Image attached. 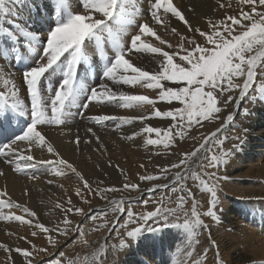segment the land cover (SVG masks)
Masks as SVG:
<instances>
[{
    "label": "snow or ice",
    "instance_id": "snow-or-ice-1",
    "mask_svg": "<svg viewBox=\"0 0 264 264\" xmlns=\"http://www.w3.org/2000/svg\"><path fill=\"white\" fill-rule=\"evenodd\" d=\"M20 2L23 4L28 0ZM78 2L82 11H73L71 0H51L47 6V16L37 14L38 26L35 29L16 25L15 30H10L0 26L5 42V48L0 51L10 50L16 54L17 62L23 61L24 56L21 53L25 49L29 53H35L31 56L32 63L22 72V82L30 96V103L26 104L18 96V88L11 74H6L3 78L5 87L0 88V158L7 164L14 165L17 173L38 168H43L53 177L65 176L69 171L74 173L81 182V186L75 188V195L84 203H88V196L97 195L100 199L108 200L107 193L139 190V185L126 182L122 189L102 188L99 185L94 188L72 163L61 156L47 137L44 126L66 127L74 115L72 109L87 110L93 101L106 102L116 103L124 108L148 110L138 117L108 115L91 117L94 123L103 125L105 121L116 120L119 128L135 119L143 123L153 117L170 118L174 122L168 129L144 125L140 132H134L132 136L125 137L126 139L131 140L135 136L146 134V145L156 147L162 145L164 148L169 147L176 136L183 139L194 124L202 126L203 121L216 118L215 114L221 111L218 107V93H228L224 100L225 105L233 102L238 104L253 88L257 70L264 73V0H237L238 13L225 15L222 19H207V30L193 26L173 0H149L147 11L150 20L137 24V31L131 35L127 45L122 42L121 37L126 33L128 26L136 23L137 16L141 14L139 0H78ZM8 3L9 0H0V15L8 13L9 9L6 7ZM33 6L29 4L30 10ZM226 6L232 7L231 0L219 4L220 8ZM173 18L181 22L188 33L198 34L203 42L201 43L196 35L181 34L175 27L170 28V33L179 38L175 47L162 39L158 35L157 26L168 31ZM105 34L114 47L111 57L106 56L101 47ZM148 38H155L160 45L166 44L169 50L153 46L147 42ZM93 42L100 47L104 61L102 76L105 81L151 89L156 93L155 97L113 91L104 81L93 87L83 82L87 78V69H81V76L78 78L79 66L89 62L87 50ZM133 54L152 55L157 60V70L150 72L135 66L132 63ZM240 80L242 83L237 82ZM236 91L238 96L232 95ZM260 94V98L264 99V87H261ZM158 101L169 104L175 101L183 107L161 111L157 107ZM226 119L232 121L234 117L229 114ZM21 120L25 127L17 133L15 128ZM222 131L223 127H220L203 136L197 147L181 153L178 162L162 168L159 176L151 174L139 176L141 181H155L161 177L167 180L172 170H176L173 181L179 186L171 188L173 193L184 192L185 181L189 178L199 181L211 195L208 211L199 210V203L193 197L191 189L187 190L186 196L177 197L174 208L167 207L164 203L165 198L161 197L159 201L153 202L156 205L153 210L141 213L126 209L123 198L109 200L114 213L127 216L123 223L118 224V215L111 222L112 227H117L118 224L119 228L124 230V235L120 238L121 248L129 247L128 240L138 242L142 237L148 239L150 235L176 228L182 230L186 236L185 246L181 250L185 257L184 264H202V261L193 260L194 245L199 243L197 237L200 231L208 227L201 217L218 219L215 211L217 185L212 183V174H208L209 178L205 179L195 169L216 168L221 163L226 164L233 151L241 147L240 144H235L232 151L217 154L214 149L220 148L223 144L218 135ZM87 132L91 133L97 143L100 142V137L92 128H88ZM152 134H155V138H152ZM236 139L240 140L239 137ZM74 142L79 145L78 135ZM85 142L91 143V140ZM21 145L26 147L22 148ZM32 147L46 150L53 158L36 159L31 154ZM120 171L123 175V170ZM0 175H3V172H0ZM32 179L39 177L33 174ZM127 179L125 176L126 181ZM47 182L52 184L54 181L50 179ZM168 187L167 183H159L149 191ZM189 202L190 208L186 207ZM144 203L147 205L149 201L145 200ZM66 204L67 206L59 202L55 204V208L62 212V220L50 228L40 222L35 211L13 201L6 190H0V220L16 221L20 225L34 229L31 231L33 237L43 233L48 243L55 246L58 242L55 239L56 235L66 236L71 231L73 222L69 218L70 215H83V209L73 205L71 196L66 198ZM5 209H19L22 214L5 212ZM100 228H109V222L106 220L97 230ZM19 238L27 239L24 236ZM83 243L87 245L88 241L84 240ZM0 249L9 254V260L11 252L15 251L22 257L23 262L33 264L32 250L19 246L10 249L4 243H0ZM32 249L46 251L43 248L36 249L35 245H32ZM100 254L94 252L91 256L83 258L77 256L69 259L67 264H99ZM218 264L224 262L218 260Z\"/></svg>",
    "mask_w": 264,
    "mask_h": 264
},
{
    "label": "bare ground",
    "instance_id": "bare-ground-1",
    "mask_svg": "<svg viewBox=\"0 0 264 264\" xmlns=\"http://www.w3.org/2000/svg\"><path fill=\"white\" fill-rule=\"evenodd\" d=\"M232 1L233 6H238L237 0ZM181 2L182 0H173V3L178 8H181ZM50 3L51 0H28L27 3L23 4L20 0H9V3L6 5L9 11L6 15H0V26L9 28L10 30H15L16 25H23L29 29H35L38 26L36 23L37 14L47 16V6ZM78 3V0H71V5L74 7L72 8L73 11L83 10ZM29 4L34 5L31 7V10ZM138 7L142 11L136 18V25L137 22L140 23L143 19H145L144 21L150 20L147 11L149 8V0H139ZM231 14H236V12L233 11ZM168 27L169 30L166 31L161 26H157L158 35L165 36V33L171 34L170 28L172 27L177 28L179 32L181 30L180 25L174 18L171 19ZM130 28H135V31L137 30V26L134 25L127 27V29ZM3 37L4 33L0 32V50L5 48ZM172 37L177 40V36L172 34ZM147 42L163 47V45L159 44V41H152L151 38H148ZM91 50L96 52V54L89 55V62L82 64L78 68V78L81 76V69H87V78L83 80L84 83H91L95 87L96 84L104 81L113 91H123L132 95H149L150 98L155 97L156 93L151 89H148V92L147 89L140 88L139 86L131 87L116 84L112 81H105V78L102 76L103 59L99 47L95 45V42ZM103 52L106 56L108 55L107 52ZM21 54L24 56V59L20 62L21 66L18 67L17 61L15 60L16 54L10 50L0 51V88L5 87L3 85L5 75L11 74V78L15 81L16 87L18 88V96L28 104L30 103V96L25 91V85L22 82V72L28 64L32 63V53L27 52L25 49ZM132 63L150 72H154L158 68L157 60L150 54H133ZM98 77H101L100 81ZM237 82L242 83V80ZM257 85L264 87V73L262 74L259 70H257V78L254 81L253 88L249 90L245 99L239 101L238 104L233 102L225 105L224 100L227 98V95L218 93V107L221 108V111L215 114L216 118L203 121L202 123L203 128L208 123L211 131L216 129L218 125L219 127H223L222 132L234 127L232 128V135H240L243 138V142L240 143L241 147L233 151V154L227 158V163H222V168L219 171H215V168L195 169L205 179L209 178L208 174H212V183L217 185V204L215 211L218 219H213L209 216L201 217L208 227L200 231L197 237L199 243L194 245L195 252L193 260L202 261V264H218V260H222L224 264H264V127L261 125L262 119L264 118V99L260 98L261 87L258 88ZM232 95L238 96V91L232 93ZM165 105V102L158 101L157 103V107L161 111H165ZM170 105L171 109L177 108V102L175 101ZM240 108V115L242 117L240 116V119L236 120L241 125L238 127L234 119ZM243 108L244 111L242 112ZM146 110L148 109H139L136 107L124 108L116 103H97L93 101L87 110L72 109V112L83 111L82 117L86 119L88 116L89 118L93 116L94 113L117 117H138ZM86 113L87 115L84 117ZM229 114H232L234 117L232 120L233 123H230L231 125H228L227 122L229 121L226 120ZM80 116L78 114L76 117ZM108 121L112 122L109 126L104 122L103 126L100 127H91L84 122L79 123L77 121L70 122L66 127L44 126L47 137L60 152L61 156L72 163L94 188L97 185L102 188H118L123 186L122 181L128 174L133 177L142 174V171L139 170V162L140 159L144 160L145 158L151 161L152 172L150 174L159 176L161 170L158 169L178 162L181 151L185 150L183 143L180 142V145L174 151V158L168 160L167 165H165L155 162L160 157L142 156L147 146L145 144L146 134L135 136L131 140L125 138L132 136L134 132H140L141 127L148 125L149 122H152L151 125L153 127H160L161 129H164L166 124L171 126L170 123L172 122L173 124V121L170 118L153 117L143 123L135 119L131 123L121 125L119 128H117L118 122L116 120ZM223 121L224 123L221 124ZM92 123L95 124L93 120ZM88 128H92L96 135L100 137L99 143L92 137L91 133L87 132ZM211 131L207 132L205 136L210 134ZM221 133H218V135H221ZM77 135L80 137L79 145L74 142ZM86 140H91V143H86ZM174 140L181 141L179 136H176ZM182 140H190V138L185 136ZM200 141L202 139L191 143L192 148L197 147ZM21 147L26 146L21 145ZM214 151L217 153V149H214ZM31 154L36 159L53 158L46 150H40L36 147L31 148ZM118 160L123 161L127 167L123 171L124 174H120L119 176L115 170V162ZM14 168V165H9L4 162L3 158H0V172H3V175H0V190H6L8 196L13 201L22 203L29 207L30 210L35 211L41 223H44L50 228L55 227L56 224L49 226V219H53L57 223L62 220V212L60 209L55 208V204L59 202L67 206L66 198L68 196H71L72 203L75 207L83 209V214L87 211L89 213L87 216L80 214L70 215L69 218L73 222L71 231L66 236L56 235L55 239L58 241V244L50 252L49 243L43 233L33 237L31 236V231L34 229L20 225L16 221L0 220V243L7 244L10 249H15V247L19 246L32 250L34 252L33 264H49L50 260L48 259L52 257H58L61 263L67 264L69 259L77 256L81 258L91 256L94 252L101 253L99 264H184L185 257L181 250L185 246L186 236L180 229H166L163 232L150 235L148 239L142 237L138 242L128 240L129 247L117 253L115 250L116 247L114 248L111 245L112 243L107 239L111 231L115 228L111 226V222L116 219L117 215L119 219L123 215L113 214L111 210L112 206L108 201L119 200L127 196V200L123 198L126 209L132 206V210L135 212L151 211L156 206L153 202L159 201L163 197V193H166V190L171 186H179L173 181V174L176 170H172V174L168 175L167 180L161 177V179L155 181H141L137 183L139 190H122L117 196H114L116 192H110L107 193L108 200L100 199L97 195H91L88 196L89 202L84 203L75 195V188L81 186V182L74 173L69 171L65 176L53 177L43 168L25 170V172L20 173H17ZM193 168H195V164ZM244 170L248 175H242ZM33 174L38 176L39 179H32ZM243 176H250L251 179L239 178ZM50 179L54 181L52 184L47 182ZM159 183H167L169 187L149 191L150 188ZM231 183L232 186H230ZM60 185H63V187H60ZM239 186L242 189L236 192ZM188 189H191L193 197L197 200L196 192L191 183L185 185L184 192H167L166 198H170L173 201V207H176L175 201L177 197L180 195L186 196ZM25 192L27 195H25ZM156 192H158L157 195L155 194ZM159 194L161 195L158 196ZM144 198H149V203L147 205L144 204L142 208L135 207ZM197 201H200L202 205H199L201 212L208 211L211 201L210 193L208 194L206 191L205 195H200V199ZM190 206L191 202L186 207L190 208ZM105 210H111L107 213L109 214L111 212L113 214V218L109 221V228H100L97 230L98 224L95 227L91 226L89 228V223L99 221L98 218L91 217L93 212H103ZM9 211L15 212L17 215L22 214L19 209H5V212ZM84 225H87V228H84ZM77 229V236L72 238ZM91 229L94 230L90 232L89 230ZM9 233L12 234L10 235ZM21 236L27 239H20L19 237ZM70 239L71 241L73 240L70 247L63 248L65 244H69L68 241ZM84 240L88 241L87 245L83 243ZM28 241H31V243H28ZM32 245H35L36 249L43 248L46 251H35L32 249ZM59 251L62 254H57ZM8 257L9 254L5 250L0 249V264H26V262L22 261V257L15 251L11 252V260Z\"/></svg>",
    "mask_w": 264,
    "mask_h": 264
},
{
    "label": "rangeland",
    "instance_id": "rangeland-1",
    "mask_svg": "<svg viewBox=\"0 0 264 264\" xmlns=\"http://www.w3.org/2000/svg\"><path fill=\"white\" fill-rule=\"evenodd\" d=\"M221 2H225L226 3V0H182V2H181V11H183V13H184V15H185V17L190 21V23L193 25V26H198V27H200L202 30H207V19H209V18H211V19H222L225 15H229V14H231L233 11H235L236 13H238V11H239V8H238V6H233V1L231 0V3H232V7L231 8H229V7H225V8H220L219 7V4L221 3ZM79 4V6H80V3H78ZM71 8H74V7H72V5H71ZM245 10H247L246 8H245ZM144 20L145 19H143V20H141L140 21V23H143L144 22ZM143 21V22H142ZM140 23H138L137 22V24H140ZM177 23L180 25V33L181 34H183V35H188V36H191V35H196V38L202 43L203 41H202V39L199 37V35L198 34H195V33H188L187 32V30H186V28H185V26L181 23V22H179L178 20H177ZM132 25H134V26H137L136 25V23H134V24H132ZM114 29H115V26H114ZM133 29V30H132ZM130 28V29H127V31H126V33L121 37V40H122V42L123 43H128L129 41H127L128 39L130 40V37H131V35L133 34V33H135L136 31L134 30L135 28ZM130 30H132V31H130ZM131 33V34H130ZM128 36H130V37H128ZM124 37V38H123ZM126 37H128V38H126ZM125 38H126V40H125ZM161 38L162 39H165V40H167L169 43H171L174 47L177 45V43H178V37H177V40H175V38H173L172 37V34H169V33H165V36H161ZM152 39V41H155V38H151ZM127 43H126V45H127ZM153 45H156V46H159L158 44H153ZM92 47L91 48H93V46H94V42H93V44L91 45ZM102 49L103 50H105V52H107L108 53V57H111L112 55H113V53H114V47H113V45H112V41L111 40H109L108 38H107V35L105 34V39H104V42H103V44H102ZM91 48L89 47V49H88V55H93V54H96V52H93L92 50H91ZM163 48L165 49V50H169L168 48H167V45L165 44V45H163ZM111 49V50H110ZM99 50H100V47H99ZM110 53V54H109ZM33 54L34 53H32V56H33ZM17 65H18V67H20L21 66V63L20 62H17ZM263 74V73H262ZM99 78V81L101 80V77H98ZM89 84H91V83H89ZM92 86H93V84H91ZM96 86H97V84H96ZM257 87L258 88H260V87H263L262 85H257ZM147 91H148V89H147ZM149 92V91H148ZM223 95H228V93H223ZM166 103V105H165V110H171V108H170V104L169 103H167V102H165ZM178 107H183L181 104H179V102H177V108ZM172 109H174V108H172ZM163 110V109H162ZM240 111H241V108L239 109V111H238V114H237V116L235 117V119H234V122L238 125V127H240L241 125L240 124H238L237 122H236V120H239L240 119V116L242 117V115H240ZM244 111V108H243V110H242V112ZM83 111H76V112H73L74 113V115H73V117L71 118V123L73 122V121H77V122H79V123H85L86 125H90L91 127H100V126H103V125H101V124H97V123H95V124H93L92 123V119H90L91 117H95V116H99L100 114H96V113H94L93 114V116H90V118H89V116H88V118H86V119H83V117H82V115L80 114V113H82ZM78 114H79V116L81 117H76V116H78ZM87 115V113L84 115V117ZM102 115H105V114H102ZM76 117V118H75ZM220 121H221V119H219ZM227 120V119H226ZM106 122V125L107 126H109L112 122H109V121H105ZM174 123V122H173ZM224 123V121L221 123V124H223ZM233 123V121H229V122H227V124L228 125H231V124ZM152 124V122H149L148 123V125H150V126H153V125H151ZM219 124V123H218ZM170 125L172 126V122L170 123ZM213 125V124H212ZM261 125L264 127V118L262 119V122H261ZM171 126H169L168 124H166L165 126H164V129H168V128H170ZM193 128H191L188 132H187V134L185 135L187 138H190V140H182L181 138V141H176V140H174L173 141V143L169 146V147H167V148H164L162 145L161 146H159V147H156V146H152V145H147L146 146V150L144 151V153L142 154V156H146V157H160L159 159H156V161L155 162H158V163H161V164H165V165H167V161L168 160H170V159H172V158H174V151H175V149H176V147L178 146V145H180V142H182L183 143V147H184V151H181V153H184V152H188V151H191V150H193V148H192V145H191V143H193L194 141H198L199 139H202V137L203 136H205V134L207 133V132H210L211 130H210V128L208 127V123L205 125V127L203 128L201 125H199V124H194L193 126H192ZM210 127H211V125H210ZM217 128H220L219 127V125L218 126H216ZM215 127V128H216ZM208 128V129H207ZM216 128V129H217ZM232 128H234V127H232ZM232 128H230V129H227L226 131H224V132H222L221 133V135H219L220 136V139H221V141H223V144H222V146L220 147V148H217V153L218 154H220V153H223V152H227V151H231V149H233V146L235 145V144H240V143H242L243 142V138H241L240 137V135H238V136H233L232 135V132H233V129ZM216 129H213L212 131H215ZM235 129H237V128H235ZM211 131V132H212ZM192 135H194L192 138H191V136ZM194 137H199V139H194V140H192L191 141V139H193ZM237 137H239L240 138V140H237L236 138ZM152 138H155V134H152ZM233 141H234V143H233ZM263 144V143H262ZM223 147V148H222ZM222 148V149H221ZM181 158V157H180ZM139 164H140V166L141 165H144V167H140L139 168V170H141L142 171V174L141 175H145V174H150L151 172H152V170H151V168H152V165H151V161L150 160H148V158H145L144 160H142V159H140V162H139ZM118 166V167H117ZM168 166V165H167ZM193 166H194V164H193ZM218 168V169H217ZM222 168V163L218 166V167H216L215 168V171H219L220 169ZM126 170L127 169V167H126V165H125V163L123 162V161H120V160H118V161H116L115 162V170H116V172H117V175L119 176L120 174H121V171L120 170ZM158 170H161V169H158ZM246 170V169H245ZM245 170L243 171V173H242V175H248L246 172H245ZM140 175V176H141ZM127 181L124 179L123 181H122V183L124 184V183H126V182H130V183H133V184H137V183H139V182H141V180L139 179V176H135V177H133V176H130L129 174H128V176H127ZM239 178H242V179H251V177L250 176H243V177H239ZM191 180V181H190ZM189 181H190V183H191V185H193V187H194V190H195V192H196V195H197V200H199L200 199V195H205V189L199 184V182L198 181H195V180H193V179H191V178H189L188 179V181H186L185 182V185L186 184H190L189 183ZM230 186H232V183H231V185ZM122 187L123 186H120V187H118L119 189H122ZM173 186H171L168 190H166V193L167 192H170L171 191V188H172ZM196 187V188H195ZM230 189H232V188H230ZM240 189H242V187H238L237 188V190H236V192H239L240 191ZM120 192L121 191H118V192H116V193H114V196H117L118 194H120ZM157 193L158 192H156L155 194L157 195ZM166 193H163V197L165 198L164 199V203H165V205L167 206V207H169V208H174L173 207V201H171L170 200V198H166L167 197V194ZM122 194V193H121ZM155 194H153V196H155L156 197V195ZM209 194V193H208ZM161 194H159L158 196H160ZM154 197V198H155ZM124 199L126 198V200H127V196H124L123 197ZM144 200H147V201H150V199L149 198H144L143 199V201H139V203L135 206V207H138V208H142L143 207V205L145 204L144 203ZM198 203H199V205H201V203H200V201H198ZM202 206V205H201ZM134 208V207H133ZM127 209H129V210H132V206H130V207H128ZM94 210H96V209H94ZM102 210V209H101ZM112 210V209H111ZM111 210H105V211H94L93 212V214L91 215V217H96V218H98L99 219V221H96L95 223H89L88 225H89V228L91 227V226H93V227H95V225L96 224H98V226L100 225V224H103L106 220L109 222L112 218H113V214H116V213H114L113 211V214L110 212L109 214L107 213L108 211H111ZM133 211V210H132ZM88 212V211H87ZM87 212H85L83 215H88L89 213H87ZM98 212V213H97ZM135 212V211H134ZM141 212H146V211H140V212H135V213H141ZM99 213H101V214H99ZM107 213V214H106ZM127 219V216H126V214H123L122 216H121V218L119 219V221H118V224L119 223H123L125 220ZM55 224H57V222L55 221V220H53V219H49V226H53V225H55ZM118 224H117V227H115L112 231H111V233H110V235L108 236V241L109 242H111L112 244V246L115 248V250H116V253L117 252H120L121 250H123V249H125V248H121L119 245H120V238H121V236L122 235H124V230L123 229H121V228H119V226H118ZM84 228H87V225H84ZM94 229H91V230H89L90 232H92ZM77 234H78V229L76 230V232L74 233V235H73V237L72 238H74L75 236H77ZM68 245L67 244H65L64 245V247L63 248H68V247H70V244H72L73 243V240L71 241V239L68 241ZM79 243H80V241H79ZM127 243H128V241H127ZM58 243H56L55 244V246L57 245ZM53 247L54 246H52V245H50L49 244V252L53 249ZM57 254H62L60 251L57 253ZM56 254V255H57ZM48 260H50L49 261V264H58V262H59V264H63V263H61L60 262V260L58 259V257H52V258H49ZM54 260H56L55 262H54ZM54 262V263H53ZM131 264V263H130Z\"/></svg>",
    "mask_w": 264,
    "mask_h": 264
}]
</instances>
